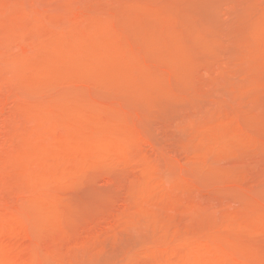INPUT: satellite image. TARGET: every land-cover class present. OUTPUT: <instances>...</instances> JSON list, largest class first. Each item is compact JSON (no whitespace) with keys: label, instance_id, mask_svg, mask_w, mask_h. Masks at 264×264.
<instances>
[{"label":"rangeland","instance_id":"obj_1","mask_svg":"<svg viewBox=\"0 0 264 264\" xmlns=\"http://www.w3.org/2000/svg\"><path fill=\"white\" fill-rule=\"evenodd\" d=\"M174 2L0 0V264L264 247V0Z\"/></svg>","mask_w":264,"mask_h":264},{"label":"bare ground","instance_id":"obj_2","mask_svg":"<svg viewBox=\"0 0 264 264\" xmlns=\"http://www.w3.org/2000/svg\"><path fill=\"white\" fill-rule=\"evenodd\" d=\"M177 1H178V3H177L176 0H175L176 3L174 2V5H175V4H178V6L181 7V8L179 7V9H178V8L176 7V5H175V7L177 8L178 12H179L180 14H183V15L185 14L186 9H187V11H186V14H187V15H191V14L193 15V14H194V13H193V10H194L195 8L198 7V6H196V7H193V8H192L191 6H193L194 4L191 5V4H190L191 2L188 3V1L186 2V0H182V2H181V0H177ZM179 1H180V4H179ZM183 1H184V2H183ZM212 1H213V2H212ZM212 1L210 0L211 3H208V4L206 3V4L208 5V8H209V9H210L211 6H213V5L215 6V3H216V2H219L220 5H219L218 3H216L217 5H216L215 9H221V10H223L224 12H225V10L227 11V9H222V8H224V7H223L224 4L221 6V2H222V1H226V2H227L228 0H222V1L220 0L221 2H220V1H216V0H212ZM200 2H201V1H200ZM206 2H208V0H207ZM214 2H215V3H214ZM230 2H232V0H230L229 3H230ZM181 3H182V4H181ZM183 3H185V4H183ZM194 3H195V2H194ZM213 3H214V4H213ZM227 3H228V2H227ZM229 3H228V4H229ZM233 3H235V0H233L232 4H233ZM188 4H190L191 6L189 5V6H190V7H189ZM203 4L205 5V2H204ZM209 4H210V5H209ZM184 5H187V6H184ZM195 5H196V3H195ZM195 5H194V6H195ZM197 5H198V4H197ZM204 5H202V6H204ZM207 5H205V6H207ZM225 5H226L225 7L227 8V7H228L227 4H225ZM205 6H204V7H205ZM218 6H219V8H218ZM200 7H201V6H200ZM200 7H199V8H200ZM204 7H201L200 9L198 8V10L195 9V10H197V12L194 10V12H195L196 15L194 14L193 16H192V15L189 16L191 19H190L188 16H186V14H185L184 17H185V18L188 17L187 19H189V20H192V17H193V19H194V18H195V19H196V18L199 19L198 16L201 15V14L199 15V13H202V12H203V10H201V9H205V8H206V7H205V8H204ZM220 7H222V8H220ZM230 7H231V6H230ZM182 8H184V10H183ZM188 8H189V9H188ZM191 8H192L193 10H192ZM208 8H206V9L204 10V12L208 11ZM212 9H214V7H213V8L211 7V10H212ZM228 9H229V8H228ZM182 10H183V11H182ZM191 10H192V13L190 12L191 14H189L188 11H191ZM199 10H200V11H199ZM211 10H210V11H211ZM180 11H181V12H180ZM210 11H208V12L210 13ZM213 11H214V10H213ZM215 11H216V10H215ZM183 12H184V13H183ZM187 12H188V13H187ZM208 12H207V13H208ZM211 12H212V11H211ZM207 13H206V14H207ZM180 14H179V15H180ZM183 15H182V16H183ZM204 15H205V14H204ZM177 16H178V15H177ZM179 17H180V16H179ZM200 17H201V16H200ZM181 18H182V17H181ZM177 19H178V17H177ZM195 19H194V20H195ZM197 19H196V20H197ZM184 20H185V19H184ZM189 20H188V21H189ZM194 22H195V21H194ZM201 22H202V19H201ZM201 22H200V23H201ZM207 24H208L207 22H205L204 24H202V26L205 27L207 31H205L204 33H206V34H203L201 37H203V36L205 37V35H206L205 38H207V36H208L209 34H210V35L212 34L213 36H214L215 34H217L216 31H217V28H218V27H216L214 24H212V25H214V27H213L214 30H212V28H211V27H212L211 24L208 25V26H210L209 28H207V27H208ZM199 25H200V24H199ZM205 25H206V26H205ZM205 28L203 29V31L205 30ZM215 28H216V31H215ZM208 30H209V32H211V30H212L213 32L215 31V33H214V34H213V32L208 33ZM203 31H202V32H203ZM218 31H219V29H218ZM218 31H217V32H218ZM202 32H201V34H202ZM259 32H260V31H259ZM257 33H258V32H257ZM201 34H200V35H201ZM210 35H209V36H210ZM253 35H254V34H253ZM260 35H261V36H260ZM255 36H256V37H255ZM201 37H200V38H201ZM257 37H258V39H257ZM260 37L263 38V37H264V33L261 32V33H259L258 35H254L253 38H255V40L253 39L254 41L252 40V42H255V43H256V41L260 40ZM195 38H196V37H195ZM205 38H202V40L205 39ZM250 40H251V38H250ZM192 42H194V41H192ZM195 42H197V41H195ZM195 42H194V43H195ZM204 42H205V40H204ZM188 43H189V42H188ZM190 43H191V42H190ZM192 44H193V43H192ZM187 45H188V44H187ZM202 45H203V44H202ZM206 46H208V45L206 44ZM206 46H205V47H206ZM211 47H212V46H211ZM217 47H218V46H217ZM206 48H207V47H206ZM212 48H215V47H212ZM212 48H211V49H212ZM207 50H208V49H207ZM207 50H206V52H207ZM208 51H209V50H208ZM214 51H215V50H214ZM214 51H213V52H214ZM185 57H186V56H185ZM185 57H184V61H185ZM192 57H193V56H192ZM186 58H187V57H186ZM192 59H193V58H192ZM194 59H195V57H194ZM201 59H202V58H201ZM180 61H182V60H180ZM186 61L188 62L187 59H186ZM195 61H196V59H195ZM195 61H191V63H190V61H189V63H190V65H192L193 67H197V68H198V66L201 64L202 61H201V62L198 61L199 63H195ZM204 61H205V60H204ZM196 62H197V61H196ZM189 63H188V64H189ZM193 63L197 64L198 66H194ZM202 64H203V66L205 65L203 62H202ZM183 65H184V64H183ZM185 66H188V65L186 64ZM190 68H191V67H190ZM199 68H200V67H199ZM199 68H198L197 70H199ZM202 68H204V67H202ZM195 70H196V69H195ZM142 132H143V133H141V134H142V136L144 135V136H143V137H144V142H145L148 146H150V147H149L150 149H151V147H152V149H153V148H154V149H157L158 147H160L159 144L156 145L157 141H156V139H153L154 137L150 134V132H145V131H142ZM260 134H261V132H260ZM260 134H259V135H260ZM146 135H147V136H146ZM151 137H153V138H151ZM258 137H259V136H258ZM255 138H256V136H255ZM142 139H143V138H142ZM145 139H146V140H145ZM154 140H155L156 142H154ZM145 143H143V144H144L145 147H147V146L145 145ZM160 144H161V143H160ZM83 184H84V183H83ZM80 185H82V184H80ZM79 187H80V186H79ZM71 188H72V187H71ZM76 188H77V187H76ZM73 189H74V188H73ZM70 191H72V190H70ZM72 193H74V192H72ZM259 204H260V203H259ZM262 205H263V204H262ZM261 207H262V206H261ZM261 207H260V208H261ZM258 208H259V207H258ZM258 208H257V209H258ZM213 237H214V236H213ZM216 239H217V238H210V239H207V240H203L202 242H199V244L197 243L196 246H195V248H194L193 251H192V254H193L194 256H198V254H200L199 256H201L202 253H204V254H206V255H207V254H210L211 256H214V255L216 254V257L214 256V257H215V260H214V261H219V262H217V263H220V264H225V263H228V264H229V263H232V264H243V263H244V264H245V262H246V264H247V260H248V259L256 258V256H257V257H260V256L262 257V256L264 255V247H259V246H258V247H251V248L248 247V248H245V247L240 246V244H239V246H237V247L235 248V247L233 246L234 244H233V245L231 244V246H230L229 248H223V247H226V246H224V245H223V246H220V245L217 243ZM217 240H218V239H217ZM229 244H230V242H229ZM236 245H237V243H236ZM236 245H235V246H236ZM227 246H228V245H227ZM253 246H254V245H253ZM256 246H257V245H256ZM204 254H203V255H204ZM212 254H214V255H212ZM254 256H255V257H254ZM206 257H207V256H206ZM210 258H211V257H210ZM212 258H213V257H212ZM212 258H211V260H212ZM263 258H264V257H263ZM213 259H214V258H213ZM257 259H258V258H257ZM259 259H260V258H259ZM212 261H213V260H212ZM251 261H252V260H251ZM251 261H249V262H251ZM253 261H254V260H253ZM253 261H252V262H253Z\"/></svg>","mask_w":264,"mask_h":264}]
</instances>
